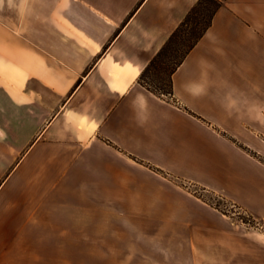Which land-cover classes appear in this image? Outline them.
Masks as SVG:
<instances>
[{"label": "crops", "instance_id": "1", "mask_svg": "<svg viewBox=\"0 0 264 264\" xmlns=\"http://www.w3.org/2000/svg\"><path fill=\"white\" fill-rule=\"evenodd\" d=\"M197 2L0 0V264H235L175 178L264 217V0L219 8L171 99L140 82Z\"/></svg>", "mask_w": 264, "mask_h": 264}, {"label": "rangeland", "instance_id": "2", "mask_svg": "<svg viewBox=\"0 0 264 264\" xmlns=\"http://www.w3.org/2000/svg\"><path fill=\"white\" fill-rule=\"evenodd\" d=\"M169 77V70L153 68L140 82L156 94L171 99L173 94L162 92V88L168 86ZM252 154L264 162V155L255 152ZM175 179L182 188L202 198L229 218L236 230L235 241L239 248L235 264H264V217L253 214L247 207L222 192L189 182L185 178Z\"/></svg>", "mask_w": 264, "mask_h": 264}, {"label": "trees", "instance_id": "3", "mask_svg": "<svg viewBox=\"0 0 264 264\" xmlns=\"http://www.w3.org/2000/svg\"><path fill=\"white\" fill-rule=\"evenodd\" d=\"M227 0H198L179 26L170 35L164 46L142 72L140 79L153 68L170 71L168 86L164 94H173V73L195 47L211 26L216 12ZM151 89L150 87H148Z\"/></svg>", "mask_w": 264, "mask_h": 264}]
</instances>
